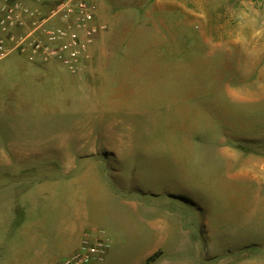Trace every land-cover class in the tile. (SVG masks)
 <instances>
[{
    "label": "rangeland",
    "instance_id": "1",
    "mask_svg": "<svg viewBox=\"0 0 264 264\" xmlns=\"http://www.w3.org/2000/svg\"><path fill=\"white\" fill-rule=\"evenodd\" d=\"M96 19L78 68L0 60V188L103 159L151 206V263L264 264V0H99Z\"/></svg>",
    "mask_w": 264,
    "mask_h": 264
},
{
    "label": "crops",
    "instance_id": "2",
    "mask_svg": "<svg viewBox=\"0 0 264 264\" xmlns=\"http://www.w3.org/2000/svg\"><path fill=\"white\" fill-rule=\"evenodd\" d=\"M6 60V65L32 67L28 60ZM25 136L19 133L11 143L22 144ZM104 165L103 159L84 156L65 162V172L58 176L21 181L18 189L0 188V264H57L73 254L87 234L94 240L108 237L110 246L121 248L120 257L125 247H146L137 264H163L150 262L161 246L144 224L151 206L111 184L110 179H120V171L109 173ZM113 256L109 247L107 256L92 264L116 263Z\"/></svg>",
    "mask_w": 264,
    "mask_h": 264
},
{
    "label": "built area",
    "instance_id": "3",
    "mask_svg": "<svg viewBox=\"0 0 264 264\" xmlns=\"http://www.w3.org/2000/svg\"><path fill=\"white\" fill-rule=\"evenodd\" d=\"M99 0H0V60L13 52L31 59L58 60L72 68L87 57L105 25L97 22ZM110 241L87 234L80 247L58 264L103 260Z\"/></svg>",
    "mask_w": 264,
    "mask_h": 264
}]
</instances>
